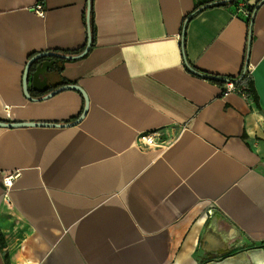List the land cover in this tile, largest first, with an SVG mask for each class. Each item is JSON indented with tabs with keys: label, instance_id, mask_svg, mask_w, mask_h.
Wrapping results in <instances>:
<instances>
[{
	"label": "crops",
	"instance_id": "0c3cea01",
	"mask_svg": "<svg viewBox=\"0 0 264 264\" xmlns=\"http://www.w3.org/2000/svg\"><path fill=\"white\" fill-rule=\"evenodd\" d=\"M89 1L94 45L28 100L34 55L86 48ZM228 1L0 0V121L73 123L79 92L39 100L62 85L89 102L0 127V264H264V0ZM246 68L257 105L211 81Z\"/></svg>",
	"mask_w": 264,
	"mask_h": 264
},
{
	"label": "water",
	"instance_id": "95a60500",
	"mask_svg": "<svg viewBox=\"0 0 264 264\" xmlns=\"http://www.w3.org/2000/svg\"><path fill=\"white\" fill-rule=\"evenodd\" d=\"M88 14L86 17V22H87V28H88V33H87V38H88V42H87V46L86 48L83 50L82 53L75 55V56H68V55H62V54H56L53 52H43L41 54H37L34 55V57H32L26 66L25 69V77H24V88H25V94L27 99H31V96L29 94V89L28 87V83L30 80V77L32 78L33 81V85L34 88H36L39 92L41 93H46L47 92V82L49 79V71H53L54 72V64H55V60L56 59H63V60H70L73 61L75 59H80L83 58L84 56L87 55L88 51L91 48V44H92V38H91V22H90V1L88 2ZM65 90H72V91H77L81 94V96L83 97V100L85 102V106L83 109L82 114L77 118L76 121H74L73 123H65V124H54V123H35V122H29V123H17V122H13V123H7V122H1L0 121V127L1 128H13V127H53V128H61V127H71V126H76L79 122H81L83 119V117L85 116L86 112L88 111V107H89V102L87 99V96L84 92V90L77 86V85H62L60 86V88L53 90L47 94L44 95V97H42L39 100H45L48 99L58 93H60L61 91H65Z\"/></svg>",
	"mask_w": 264,
	"mask_h": 264
},
{
	"label": "built area",
	"instance_id": "2783aa9c",
	"mask_svg": "<svg viewBox=\"0 0 264 264\" xmlns=\"http://www.w3.org/2000/svg\"><path fill=\"white\" fill-rule=\"evenodd\" d=\"M35 13L38 15V17L40 18H44L46 15V11L43 8V6L41 5H37L35 7ZM244 16L248 19H250V15L251 13L249 12H244L243 13ZM246 75L247 78H250V72L248 70V68H246L244 70V74ZM222 91L227 94V93H239L243 96H246L245 92H246V86L242 85L241 87L237 88L235 87V85L232 82L226 81L225 85L222 88ZM158 135L156 132H151V133H143L142 135H140L134 145L140 149V150H150V149H158V147H160L163 142L158 140ZM18 174H10L6 177H4L3 179V185L7 188V189H11L13 187V183L15 181V179L17 178ZM208 215H213V211L212 210H208Z\"/></svg>",
	"mask_w": 264,
	"mask_h": 264
},
{
	"label": "trees",
	"instance_id": "16d2710c",
	"mask_svg": "<svg viewBox=\"0 0 264 264\" xmlns=\"http://www.w3.org/2000/svg\"><path fill=\"white\" fill-rule=\"evenodd\" d=\"M238 0H229L228 2H220L219 4L222 6H226V5H234L237 4ZM90 22H91V38H92V46L95 43V24L93 22V11H91L90 14ZM83 51V50H82ZM81 51H75V52H63L64 55H70V56H75L76 54H79ZM213 83H216L217 85L221 86V88H223V86L225 85L226 81L232 82L235 87L239 88L242 85L246 86V92L245 94L251 98H254V101L256 103V105L258 104V98L256 96L255 93V89H254V85L253 82L249 81V78H247L246 75H243L241 78H236V79H227L226 81H222L220 80H211ZM223 92V91H222ZM224 93V92H223Z\"/></svg>",
	"mask_w": 264,
	"mask_h": 264
},
{
	"label": "bare ground",
	"instance_id": "6f19581e",
	"mask_svg": "<svg viewBox=\"0 0 264 264\" xmlns=\"http://www.w3.org/2000/svg\"><path fill=\"white\" fill-rule=\"evenodd\" d=\"M210 238L206 241L207 245H206V248H209V244H210ZM209 243V244H208Z\"/></svg>",
	"mask_w": 264,
	"mask_h": 264
}]
</instances>
